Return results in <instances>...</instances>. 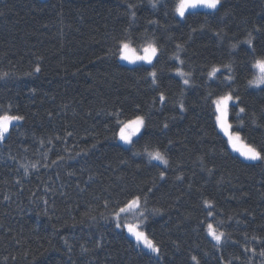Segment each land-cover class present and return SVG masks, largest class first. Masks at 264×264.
<instances>
[{"label": "trees", "instance_id": "1", "mask_svg": "<svg viewBox=\"0 0 264 264\" xmlns=\"http://www.w3.org/2000/svg\"><path fill=\"white\" fill-rule=\"evenodd\" d=\"M177 2L0 0V115L24 117L0 142V264H264V161L230 150L211 103L239 96L229 122L264 147V87L249 86L264 59V0H221L182 19ZM125 36L156 43L151 66L119 61ZM136 115L146 127L123 146L117 121ZM157 150L167 166L149 159ZM136 195L147 220L136 211L121 225L141 223L158 257L116 227ZM209 223L227 234L219 246Z\"/></svg>", "mask_w": 264, "mask_h": 264}, {"label": "snow or ice", "instance_id": "2", "mask_svg": "<svg viewBox=\"0 0 264 264\" xmlns=\"http://www.w3.org/2000/svg\"><path fill=\"white\" fill-rule=\"evenodd\" d=\"M152 6L156 7L158 0H151ZM221 4V0H178L175 7V12L178 13L180 17L185 16V12L188 9H196L199 6H203L208 9H217L218 5ZM134 5H129V8L132 9ZM133 18L135 17V12L132 13ZM258 30V29H257ZM251 37V34H249ZM128 37L125 36L124 38H121L118 40V47L121 50V52H125L129 49V43ZM247 43L249 45L252 44L251 38L248 39ZM178 50L181 49L180 45L176 46ZM235 47V45H233ZM144 55L142 56H135L130 57L127 55H121L122 59L128 60L130 63H135L136 61H145L147 64L152 65L153 59L157 58L159 49L156 46L155 42L147 44L143 48ZM172 60L179 61L180 64H184V61L180 59L179 55H175L173 57H170ZM255 67H258L260 69L261 75L252 81H249L250 86H256L259 87L260 85H264V59H259L256 61ZM225 68L228 69L229 72H231V66L225 65ZM34 71L39 72L40 67L39 65L36 66ZM220 72L219 68H213L212 72L209 73V77H215L217 73ZM177 74L181 77H185L190 75V73H184L181 69H177ZM8 75V73H2L0 74V78H4ZM148 75L151 77V82L153 85H156L157 83V73L155 71H152L148 73ZM233 80L232 75H228L224 77V84L226 87H230L229 82ZM184 85H190L189 79H183ZM213 94L209 93V99L211 98ZM159 99L163 102L165 100V96L163 93L160 94ZM232 102V106L235 107L237 103L240 102L239 96H234L232 91H229L223 95L217 96L215 99L211 100V103L215 106V119L218 123L219 127L223 129L228 136V143L231 145L233 150L240 152V154L246 159L251 161H264V147H256L253 145H250L248 143H243L242 146H238L239 142L242 141V137L240 135V132L237 131L235 133L231 132L229 129L231 128V125L227 122L228 117V109L229 104ZM181 110L184 109L183 103L180 104ZM245 108L240 107L239 111L236 113V117L239 120L240 115L245 113ZM24 117L19 115H9L7 112H5L4 115H0V140L5 139L6 135L9 134V126L13 121H20L23 120ZM120 126L119 130V139L123 141L125 144H132L133 139L132 137L136 135L137 133L141 132V129L146 127L145 117L143 115H136L133 119H129L127 121H117ZM243 121L240 120L238 127L242 128ZM167 127V125H165ZM150 160H157L160 161L163 165L167 166L169 161L167 157L164 155V153L160 152L159 150L155 152H149L147 153ZM35 167V165H33ZM165 173L162 171L160 173V177L163 179ZM151 191V189H149ZM206 205H210V202L205 201ZM146 205H147V196L145 195L142 197L140 195H136L130 200L126 201L124 206L119 208V211L115 213L116 218V227H121V213H127L130 210H137L139 212V218H141L143 221L146 222L147 220V214H146ZM155 211V210H154ZM209 215H212L211 212L208 213ZM220 223H223L222 221ZM127 227L128 232L135 238L137 244H143L147 249H149L153 253L159 254V246L152 240H150L147 236V234L144 231L139 230L141 228V224L137 223L135 226L128 224L125 225ZM207 232L208 235L212 237V239L216 242V245L219 246L221 242L227 237V234L223 231H219L216 227L213 226V224L209 223L207 225ZM253 253H255V249H252ZM261 256H264V251H261ZM192 260L195 262V264H199V261L197 260L196 256L192 257Z\"/></svg>", "mask_w": 264, "mask_h": 264}, {"label": "rangeland", "instance_id": "3", "mask_svg": "<svg viewBox=\"0 0 264 264\" xmlns=\"http://www.w3.org/2000/svg\"><path fill=\"white\" fill-rule=\"evenodd\" d=\"M219 6V5H218ZM197 10H202V11H214V9H208V8H205V7H203V6H199V7H197L196 9H188L186 12H185V15L188 13V12H192V11H197ZM216 10V9H215ZM175 14H176V16L178 17V18H180V19H182V18H184V17H180L179 15H178V13H176L175 12ZM145 47V46H144ZM144 47H142V48H135V47H133V46H129V49L128 50H126L125 52H121V50H120V52H119V61L123 64V65H126V66H138V65H147V66H151V65H149V64H147L145 61H136L135 63H130L128 60H125V59H122L121 58V55L123 54V55H127V56H130V57H135V56H142V55H144V52H143V48ZM155 59L156 58H154L153 59V62L155 61ZM259 60V59H258ZM256 61L257 60H255L254 61V63H253V68H254V70H255V75H254V77H253V79L252 80H255V79H257L260 75H261V72H260V69L258 68V67H255L254 65H255V63H256ZM153 62H152V64H153ZM182 70V69H181ZM175 75L176 76H178L179 78H181V79H186V78H184V77H181V76H179L178 74H177V71H175ZM251 80V81H252ZM250 86V85H249ZM264 87V85H260L259 87H256V86H250V88L251 89H259V88H263ZM232 104V102H230V104H229V107H230V105ZM10 115V114H9ZM228 117H229V109H228ZM227 117V122L230 124V122H229V118ZM22 120H20V121H13L11 124H10V126H9V130H10V128H11V126H13V125H15V124H18V123H20ZM231 125V124H230ZM121 126V125H120ZM217 127H218V130H219V132L224 136V138L226 139V141H227V143H228V136H227V133L223 130V129H221L220 127H219V125H218V123H217ZM119 130H120V127H119ZM231 132H233V133H235V132H237V131H234L233 130V128H232V125H231V128L229 129ZM139 134L140 133H137L136 135H134L133 137H132V139L134 140V139H136L138 136H139ZM8 135V134H7ZM7 135H6V137H7ZM5 137V138H6ZM4 140V139H3ZM3 140H0V142H2ZM117 141H118V143L119 144H121V145H123V146H129L130 144H125L123 141H121L120 139H119V132H118V136H117ZM243 143H246L243 139H242V141L241 142H239V144H238V146H242L243 145ZM228 146H229V148H230V150L233 152V153H235V154H237V155H239L242 159H244V160H246L241 154H240V152H238V151H235V150H233V148L231 147V145L228 143ZM152 161H154V162H157V163H159V164H162L160 161H157V160H152ZM246 161H250V162H256V161H251V160H246ZM163 165V164H162ZM119 211V210H118ZM117 211V212H118ZM137 210H135V209H133V210H130L129 212H127V213H121V218H130L135 212H136ZM137 223H139V222H135L134 224H137ZM128 224H130V223H128V222H126V223H123L122 225H121V227H119L120 229H122L124 232H125V234L128 236V237H130L135 243H136V245L137 246H139V247H141L142 249H144L146 252H148V253H150V254H152L153 256H159V254H157V253H153V252H151L149 249H147L143 244H137V242H136V240H135V238L128 232V230H127V227H125V225H128ZM141 224V223H140ZM142 231V230H141ZM207 234H208V232H207ZM209 237L212 239V237L209 235ZM149 238V237H148ZM150 239V238H149ZM151 240V239H150ZM213 240V239H212ZM214 241V240H213ZM215 242V241H214Z\"/></svg>", "mask_w": 264, "mask_h": 264}]
</instances>
